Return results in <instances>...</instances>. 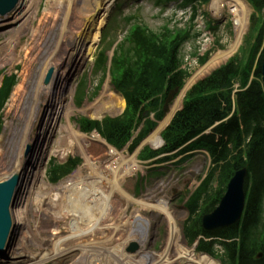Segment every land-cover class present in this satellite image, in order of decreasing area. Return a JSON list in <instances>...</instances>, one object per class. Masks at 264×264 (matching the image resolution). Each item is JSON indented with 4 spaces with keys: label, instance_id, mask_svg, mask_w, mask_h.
Listing matches in <instances>:
<instances>
[{
    "label": "bare ground",
    "instance_id": "6f19581e",
    "mask_svg": "<svg viewBox=\"0 0 264 264\" xmlns=\"http://www.w3.org/2000/svg\"><path fill=\"white\" fill-rule=\"evenodd\" d=\"M39 1L22 0L16 10L0 18V28H8L2 31L8 36L4 42L5 45L10 42L11 38L28 29L33 17H35L36 4ZM110 1L76 0L75 5H79L75 9L77 16L74 15L79 24L77 30L69 27L71 19L69 16L62 29L61 40L56 47V56L41 61V66L36 71L32 81L30 78L31 72L27 71L23 80L14 88L8 112L13 115V119L10 120L11 124L15 125L16 123L18 125H16L17 128L15 127V134L9 136V147L4 150L6 158L3 159L5 160L4 166L0 165V185L12 180L32 163V170L29 169L23 175V185L20 190L21 197L17 200L15 209L22 202L24 205L28 203L34 195L33 191L36 183L41 182L43 179L42 169H44L43 165L50 153L49 141L51 140V134L58 127V120L63 116L66 118V124L61 126L63 134L55 141L56 149H63L64 151L68 144L76 143L77 146L82 147L84 144L94 141L93 143L97 142L106 151L104 154L106 160L97 165L89 156H86V162L89 166L87 176L82 177L80 175L79 178L78 175V177L75 176L72 179L71 183H66V185L60 183L55 186L56 191L60 193L58 211L63 208L67 215L73 217L72 224L75 232L67 234L65 238L73 239L74 251L76 249L91 250L92 248L105 247L102 237L111 233L116 239L122 237L125 240H121L120 254H116L113 259L108 256V264H219L210 255L198 252L195 246L188 245L181 224L185 214L177 207H169L167 203H151V199L158 198L154 195L147 197L149 201L147 205L140 204L139 207L131 208L130 203L137 200L133 198L134 195L132 196L129 191V180L137 170L144 168L136 157L138 148L140 146L142 148L144 145L155 148L162 143L160 133L173 114L177 113V108L183 105L182 98L198 79L217 68L236 51L249 24L251 6L254 10L255 8L249 0H211L209 6L214 16H219L224 6L233 15V41L226 49H221L213 54L206 64L192 74L173 99V101L175 100L174 105H172L173 101L170 103L168 114L166 113L164 120L160 122L149 137L141 142L137 150L129 155L109 146L96 132L88 135L75 130L70 121L74 111H84L91 108L90 105H87L83 109H77L69 100L72 96V82L85 65L86 60L90 59L96 44L99 42L100 30L106 22ZM255 12L257 11L255 10ZM4 43H0V49L5 47ZM108 85V82H106L101 90V95L106 94ZM52 107H55V109L51 118H48L47 124L45 121V126L44 120ZM41 127H43V130H41ZM65 141H67V145L64 144ZM34 148L41 151L39 158L35 160L29 156ZM11 154H13L15 162L13 167L9 168L7 158ZM43 161L44 163H42ZM235 172L236 170L233 173ZM194 183L193 180L192 184ZM141 207L146 208L142 211ZM152 215L159 217V222L164 223L166 230L162 249L158 253H153L157 258L155 262L145 258L148 254L143 248L135 253L128 252V250L131 251L133 244L137 245L136 243L131 244L130 240L144 242L150 240L149 237L144 236V232H148V229L155 224L153 218H146L148 216L152 217ZM16 218L17 213L14 219L16 231L12 241H15L18 233L20 239H22L29 231L36 228L33 229V226L26 224L22 226L20 232V223L22 224L23 220ZM12 241L7 251L10 249ZM53 241L54 237L50 236L48 243L51 244ZM128 244H130V248L127 250ZM0 256H2V253H0ZM45 260L44 257L37 259L34 256L28 260H23L19 251H12L6 259L0 261V264H42ZM83 260L87 264H97L92 251L87 253ZM74 261L76 264H81L82 260L77 262L74 259Z\"/></svg>",
    "mask_w": 264,
    "mask_h": 264
},
{
    "label": "rangeland",
    "instance_id": "374dc122",
    "mask_svg": "<svg viewBox=\"0 0 264 264\" xmlns=\"http://www.w3.org/2000/svg\"><path fill=\"white\" fill-rule=\"evenodd\" d=\"M154 1L155 0H114L112 7L115 8L117 5H119L117 7L119 8L117 9L118 13L115 15H113L115 13V10H113L112 8V13H108L110 10L109 6L107 16L108 14H111V16L103 33V35L106 36V40L102 39L101 42H98L96 44L95 51L90 56V59L86 60L85 65L78 72L76 78L74 79L75 81H73L72 84L73 95H75L78 86H80L77 92V101H83L85 99L80 104V106H78L79 108H76L83 109V106L87 105L94 107L87 109L83 113L80 112L82 110L74 111L70 117V121L74 122L73 118L81 115H85L89 118H100L105 115L116 116L119 114V110H121V107H123L122 100L119 101L115 94L101 95V90L107 81L109 84V92L113 91V86L110 82V77L107 76V74L103 75L102 69L96 70V68H93V61L95 53H97L100 49H105L109 41L116 42L125 35L126 29H128V22L123 19L125 15L132 14L137 16L139 18V21L141 20L152 30H158L163 25H169L170 27L188 26V24L190 23L191 14L189 5L179 7L177 6V2H170L165 6L164 9H162V7L157 6ZM75 3L76 0H40L36 4V13L34 14L35 17H33V20L28 26L27 30L22 31L20 34H17L15 37L11 38L10 42L6 45L4 42L6 41V38L8 36L6 33L0 32V43H4L5 46L0 49V70L5 69V76L15 74L18 78V84L23 80L24 74L27 71H30L31 73H29L31 81L33 80L36 71H38L39 67L41 66V61H45L56 56V47L61 40V32L65 22L68 21V17H71L69 24L70 28H75L74 30H77V27H79L77 18L74 16L76 14L75 9L78 8L79 5H75ZM210 4L211 0H207L206 3H203L200 6L197 17L192 21L194 29L193 31L198 33V36L196 38H192V40L185 42L182 46L181 55L184 61L183 65L188 69L190 75L204 65L201 63L199 64V56L207 53V61L205 62L206 64L208 60L213 56V54L221 49H226L231 44L234 38L233 15L230 14L228 12V8L224 6L221 14L219 16H214L209 6ZM249 5L251 6V4ZM251 8L252 11L250 12L249 24L247 26L246 32L243 34L241 43L239 44L236 51L227 58V62L231 57H234L236 54H238L241 48H246V43L248 42V40H250V37L253 35L254 31H256L255 29H257L258 24L261 27L264 26V9L261 13L258 14L261 18L257 19L259 17H257L256 13H254V17L252 16L253 11L255 10L252 6ZM207 21H212V28L207 27ZM255 34L256 35L254 36L257 37L258 33L256 32ZM262 38L264 41V30L262 33ZM33 39L36 40V42H34ZM109 50L110 49H108V52ZM261 52L262 47L260 49L258 58ZM208 73L206 75H208ZM189 78H187L186 80H188ZM197 81L193 85H195ZM184 84L186 83L184 82ZM16 85L13 87L10 96L8 95L6 101L2 106L3 120L2 129L0 132L1 166H4L5 164V160H3L4 158H6L4 150L10 145L9 136L10 134H15V127L17 128L16 125H18L16 123L15 125L11 124L10 120L13 119V115L8 112V109L10 107V100ZM97 87L98 89H96ZM186 95L184 96V98H182V104ZM174 101L172 105H174ZM114 104L117 106H115ZM110 105L116 108L119 105L121 106H119L118 110L114 107H110ZM181 106L177 108L176 111H178ZM52 108H50V111L48 112V115L44 120V124L45 121L47 124V122L49 121V117L51 118L52 112L55 107ZM167 114L163 115V119L161 121L164 120V118L166 117L165 115ZM62 117L63 116H61L58 120V127H56L54 132L51 134V140L49 141V154L51 157H55L56 160L60 163L64 162L70 156L78 157L81 162L76 167L74 172L70 174V176L61 179L55 184H51L47 181L45 176V169L47 166L44 167L43 165V179L41 182L39 181L38 183H36L35 190L33 191L34 195H32L31 199H29L27 203L28 205H24V203L22 202L18 206V208L15 209V216L17 213L16 219L23 220L22 224L20 223V232L22 231V226L26 224H29L31 227L33 226V229L35 227L36 228L29 231L22 239H20L18 233L15 241H12L10 249L6 252V254H2V256H0V261L6 259L10 252L19 251L21 259L23 260H28L33 256L37 259H39L40 257L46 258V260L42 264H76L74 259H76L77 262L79 260H82L81 264H87L83 259L87 253L92 251V255L96 259L97 264H108V256L113 259L116 254H120L121 252L120 243L121 240L125 239L122 237L116 239L111 233H108L104 237H102L105 247L92 248L91 250L76 249L74 251L73 239H68V237L65 238L67 234L75 232L74 226L72 224L73 217L67 215L63 208L58 211L57 208L58 201H60V193L56 191L55 186L60 183L64 185H66V183L68 184L69 182L71 183L72 179L75 176L78 177V175L79 178L80 175L82 177L87 176V169L89 168V166L86 162V156H89L94 164L97 165L101 161L106 160L104 157L106 151L103 147L101 148V146H99L97 142L93 143L94 141L84 144L82 147L77 146L76 143H72L71 145L68 144L67 148H65L64 151L62 147H60L62 150L56 149L55 141H57V139L63 134L61 126H64L66 124V118ZM60 120L61 123H59ZM161 121L158 122L157 126L152 129V131L147 133V135L140 140V144L143 140L151 135V133L158 127ZM170 121L167 123V125L170 123ZM72 125L74 126L73 123ZM166 127L167 126H165L163 129H165ZM74 128L75 130L79 131L77 127L74 126ZM132 137L133 139H136L137 134H133ZM64 144L67 145V141H65ZM139 145H136L133 148L125 146L123 148L125 151H120L131 155L137 150ZM146 146L154 148L150 145H144L142 146V148ZM160 146L161 144L154 149H157ZM140 147L136 152V157L139 153V150L142 149ZM183 156L184 155L178 156L169 161L162 160V162L160 163H143L139 161L144 168L137 170V172L132 175L130 177L131 179L129 180V191L132 196L134 195L133 198L137 200L134 203H130L131 208L135 206L139 207L140 204H144V206L147 205L149 202L147 200V197L155 195L158 198L151 199V203H167L169 207L174 206L177 207L181 212L183 211L185 216L181 220L182 232L183 225L185 220L187 219L188 214L190 217L196 215L195 211H193L194 213H192V211L188 212V210L186 209L188 207L186 200L191 195V193L197 190L201 180L205 178L206 172H211V169H208L211 159L209 154L205 150L198 149L195 150L190 156ZM7 159L9 161V168L13 167L15 162L13 154L8 156ZM145 165L149 167H146ZM193 180L195 182L194 184H192ZM210 185L215 188L216 183L211 182ZM141 208L143 211L146 207ZM155 216L156 215H152V217H146L150 219L153 218V223H155L148 229V232H144V236L149 237L150 240L148 242L130 240L129 242L131 244L136 243L138 245V248H136L134 251H129L128 249L130 248V244L127 245L129 246L127 247L129 253H135L143 248L148 254L145 258L151 259L152 262H155L157 259L156 256L153 255V253H158L162 249L161 247L163 245V240L166 234L164 223L159 222V217ZM50 236L54 237V241L51 244L48 243V238ZM190 245L195 246L196 249L195 243H191Z\"/></svg>",
    "mask_w": 264,
    "mask_h": 264
},
{
    "label": "trees",
    "instance_id": "16d2710c",
    "mask_svg": "<svg viewBox=\"0 0 264 264\" xmlns=\"http://www.w3.org/2000/svg\"><path fill=\"white\" fill-rule=\"evenodd\" d=\"M249 1L257 12L264 7V0ZM195 14L193 7L192 18ZM190 35V30L182 29L155 34L140 25L129 30L126 42L114 53L111 67L112 82L124 94L126 108L121 116L105 117L101 122L82 118L81 129L89 132L96 127L108 143L121 148L143 121L144 110L154 112L155 119H159L165 95L180 87L187 76V71L181 68L179 48ZM261 44L259 33L248 49L196 83L162 132L165 142L162 150L146 148L140 155L142 159H150L159 152L176 149L181 153L203 149L209 154L211 172L187 202L196 215L188 218L184 234L189 242L202 235L204 239L199 240L197 249L217 257L222 264H264V87L259 71L264 47L254 63ZM105 59L102 52L98 65L103 66ZM14 82V76L3 78L0 110ZM235 83L238 88L233 92ZM154 125L153 120L146 118L139 137ZM1 126L0 115V130ZM206 129L210 131L203 133ZM78 162V159H69L64 164L50 161L48 177L56 181L70 173ZM244 166L248 170L246 206L239 224L204 231L201 215L214 208L233 172ZM216 173L218 186L213 189L209 184ZM218 244L221 253L215 248ZM258 253L261 256L257 257Z\"/></svg>",
    "mask_w": 264,
    "mask_h": 264
},
{
    "label": "water",
    "instance_id": "95a60500",
    "mask_svg": "<svg viewBox=\"0 0 264 264\" xmlns=\"http://www.w3.org/2000/svg\"><path fill=\"white\" fill-rule=\"evenodd\" d=\"M19 2L20 0H0V15L11 13L17 8ZM260 74L264 85V58L260 65ZM173 94L174 92L169 93L168 100ZM166 110L167 104L164 107V111ZM245 175V168L236 171L219 205L211 213L202 217V226L205 230L229 225L239 219L244 204ZM23 178V175L18 174L9 182L0 185V253L2 254L6 253L16 231L14 210L19 200ZM136 248L137 245L133 244L131 250Z\"/></svg>",
    "mask_w": 264,
    "mask_h": 264
}]
</instances>
